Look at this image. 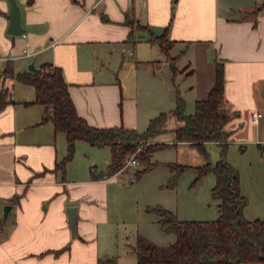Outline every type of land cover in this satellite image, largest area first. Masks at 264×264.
Segmentation results:
<instances>
[{
  "label": "crops",
  "instance_id": "1",
  "mask_svg": "<svg viewBox=\"0 0 264 264\" xmlns=\"http://www.w3.org/2000/svg\"><path fill=\"white\" fill-rule=\"evenodd\" d=\"M17 3L23 34L8 32L10 2L0 0V87H9L16 101L0 110V264H98L102 256L137 264L132 245L139 233L130 241L114 216L118 176L125 168L93 178V167L106 170L111 147L79 140L65 177L52 170L67 153L66 135L52 122L41 123L42 104H26L35 100V86L7 76L31 71V62L62 68L76 109L90 124L143 131L153 117L175 107L177 89L186 112L193 110L215 83V60H223L230 109L226 128L232 131L228 157L240 171L241 190L249 198L246 210L264 219V0ZM164 33L174 41L170 54L177 57L176 73L152 39ZM255 111L262 113L257 122ZM177 125L169 121V128ZM158 139L172 142L174 133ZM232 143L240 144V153L231 150ZM183 144L191 143L174 146ZM72 206L75 234L69 223Z\"/></svg>",
  "mask_w": 264,
  "mask_h": 264
},
{
  "label": "trees",
  "instance_id": "2",
  "mask_svg": "<svg viewBox=\"0 0 264 264\" xmlns=\"http://www.w3.org/2000/svg\"><path fill=\"white\" fill-rule=\"evenodd\" d=\"M171 64L174 73L177 57L170 54L174 41L166 34L154 35ZM215 83L206 98L196 101L195 111L186 112V100L180 90L176 91V104L170 111H162L153 117L147 128L139 131L124 125L95 126L82 117L74 104L60 66L43 64L36 71L12 72L24 84L34 85L36 98L29 103L44 106L41 123L52 122L56 132H64L67 139V153L52 170L60 171L65 177L68 163L74 158L77 142L87 141L98 147L110 146L112 158L103 172L92 168L95 179L107 178L126 167L128 159L134 155L143 170L151 168L153 153L160 148L186 141L202 152L207 161L202 165L169 163L173 178L169 185L175 186L178 176L192 169L195 174L193 184L210 172L216 176L212 196L219 200V216L212 220L181 219L172 210L155 207L151 210L159 215V223L166 232L176 235L175 242L168 247H159L148 238L138 234L132 249L137 256V264H249L264 262V219L249 218L245 210L249 198L241 190L240 171L228 161L229 139L232 131L226 128L230 119V109L225 99V66L221 59L215 60ZM11 90L0 87V110L8 103H15ZM175 119L178 125L169 128V121ZM173 132L174 141H162L158 137ZM160 140V141H159ZM216 141L220 146V159L210 160L206 143ZM117 256H102L98 264H117Z\"/></svg>",
  "mask_w": 264,
  "mask_h": 264
},
{
  "label": "rangeland",
  "instance_id": "3",
  "mask_svg": "<svg viewBox=\"0 0 264 264\" xmlns=\"http://www.w3.org/2000/svg\"><path fill=\"white\" fill-rule=\"evenodd\" d=\"M194 111L195 108L188 113ZM163 138L170 139L168 135ZM206 148L213 163L220 159L218 142L209 141L206 143ZM232 148L231 150L236 153L241 152L240 144L232 143ZM151 161L153 162L151 168L143 171L139 176L137 171L143 170L145 167L139 162L135 166L125 167V172L118 176V179H121V184L117 190L114 216L121 223L122 230L127 228L126 235H129L130 241L134 242L138 231L140 235L159 247H168L174 241L175 236L172 232L162 229L158 221L159 215L151 209L159 206L164 207L175 212L180 218H185L181 217L185 215L204 217L186 219H216L219 200L212 196V187L216 182V177L213 172H210L202 180L193 184L196 174L192 169H188L178 176L175 186L169 185L175 173L171 170L169 163L201 165L207 161L197 146L192 144L157 149L153 153ZM228 161L232 164L229 157ZM254 203L250 202V205L252 204L253 207ZM112 206L114 207L113 203ZM178 210L181 211L180 214L177 212ZM190 211H193V214H184ZM245 215L253 218L250 209L246 210ZM120 246L122 247V244Z\"/></svg>",
  "mask_w": 264,
  "mask_h": 264
},
{
  "label": "water",
  "instance_id": "4",
  "mask_svg": "<svg viewBox=\"0 0 264 264\" xmlns=\"http://www.w3.org/2000/svg\"><path fill=\"white\" fill-rule=\"evenodd\" d=\"M10 2V12H9V19L10 25L8 28V32L11 34H23L25 32L24 28L21 26V10L17 3V0H9ZM29 70L36 71L38 68L35 66L34 62H31L28 66ZM5 208L4 217L7 216L8 208ZM69 212V223L71 226V230L73 234L76 233V226H77V208L72 206L68 210Z\"/></svg>",
  "mask_w": 264,
  "mask_h": 264
},
{
  "label": "built area",
  "instance_id": "5",
  "mask_svg": "<svg viewBox=\"0 0 264 264\" xmlns=\"http://www.w3.org/2000/svg\"><path fill=\"white\" fill-rule=\"evenodd\" d=\"M25 53L30 55L31 53L29 52L28 48L25 49ZM262 115V113L260 111H255L252 115L253 121L257 122L259 120V117ZM138 163V160L136 159V157L133 155L131 156L126 164V167L129 165H136Z\"/></svg>",
  "mask_w": 264,
  "mask_h": 264
}]
</instances>
